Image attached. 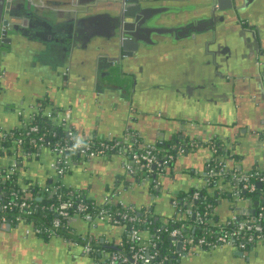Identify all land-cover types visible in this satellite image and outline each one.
Here are the masks:
<instances>
[{
	"label": "crops",
	"instance_id": "0c3cea01",
	"mask_svg": "<svg viewBox=\"0 0 264 264\" xmlns=\"http://www.w3.org/2000/svg\"><path fill=\"white\" fill-rule=\"evenodd\" d=\"M72 1L28 0V8L33 16L42 19L55 31L59 32L61 28L57 30L56 27L66 24L70 27V32L74 33L75 17L78 12H84V3L90 4V0H80L83 4L79 6L77 5L78 0H74V5ZM153 1L157 2L153 6L165 5L184 9L183 13L176 18L182 24L179 29L173 27L171 32L167 33L169 27L166 26L164 32L169 37H174L177 34L185 36L190 33L189 27L199 34L208 32L205 16L211 14V9L205 7V0ZM162 1L167 3L161 4ZM237 10L242 18L238 25L241 23L250 25L255 33V39H253L255 45L264 48V0H237ZM215 14L216 21L213 22V32L209 35L213 45L209 51L201 48L199 39L196 42L182 38L184 41L179 44L170 40L166 45L153 46L168 51L161 53L157 50L151 54L153 58L149 59L151 66L148 73L152 93L156 92L158 95L164 94L165 96H174L179 93L199 95L198 92L201 93L202 69L205 63L203 58L207 54L210 56L213 67L218 65L223 72L225 71L224 73L236 77L237 81L245 82L243 86L236 85L235 93H240L244 97L249 96L248 80L243 78L248 75L245 64L251 42L249 43L245 36L236 31L237 28L234 25L223 22L219 17L220 13L216 12ZM167 15V21H175L176 14L167 11ZM87 24L88 21L85 22L82 31L89 29ZM199 37L201 38V35ZM175 49L180 50L175 51ZM175 53L177 54L173 55ZM67 57L68 54H62L58 60L61 62L64 59L67 63ZM83 61H85V57L78 56L77 62L80 64V68H78L81 76ZM158 73L165 82L169 81L172 85L164 88L159 86L156 81L159 79ZM54 85L50 79L49 83L44 82V79H40L39 76L18 78L13 74V71L9 72L5 69L4 77L0 79V127L17 128L21 118L16 113L33 104L35 100H39L40 97L46 96L50 99L53 107L62 110L70 109V123L81 138L92 136L101 139L108 134L121 136V134H117L123 133L126 128L135 131L144 144L168 141L177 132L181 134L178 137L180 142L182 139L197 137L196 142L198 143L196 144L198 145L176 157L172 166L166 168L165 176L161 179L160 191L157 195L155 192L153 196L148 192L146 186L132 182L125 173H120V170H123V157L121 156L78 160L65 177V182L74 188L83 190L94 200H101L102 196L114 185L123 183L121 198L124 202L133 204L139 211L143 207L153 206V212L160 219L169 218L172 215L169 205L170 196L191 192L195 189L199 190L206 186V171L212 154L204 143H207L212 137H217L223 142L228 156H236L235 160H232L236 170L247 172L264 165V139L262 138V134H264V105L255 104L254 106L246 100L240 105L236 117L227 118L226 116L181 114L173 105L164 104L160 115L154 111L155 109H149V107L138 112H130L133 115H130L128 122L120 127L118 122H116L118 125L115 124L117 120L112 118L113 115L108 116L103 113V105L100 107L101 103L95 99L97 92L68 90L67 88L60 92L61 88ZM161 91L165 93H161ZM189 91L192 93H188ZM108 100H110L109 97ZM97 101L98 105H96ZM7 103L9 111L6 110ZM49 160L50 157L47 155L39 159L23 160L25 169H22L21 165L19 166V176L21 179H30L32 183L38 185L44 184L46 175L49 174ZM219 182L217 187L209 190L211 194L217 196V203L210 212L213 223L222 224L233 214L242 218L246 217L247 213H241V207L239 210L230 209L226 200L232 190L228 183H221L220 180ZM246 206L244 207L248 208ZM71 225L75 236L84 233V224L80 221L73 222ZM23 228L22 225H19L11 226L10 230H0V264H66L65 261L59 262L47 258L46 253L41 250L47 244L60 247L59 240L45 241L37 236L26 237L23 235ZM243 253V256L239 257L231 248L211 251L195 250L193 254L180 259L177 264H264L263 243L256 244ZM85 264H90L89 260L86 259Z\"/></svg>",
	"mask_w": 264,
	"mask_h": 264
},
{
	"label": "built area",
	"instance_id": "2783aa9c",
	"mask_svg": "<svg viewBox=\"0 0 264 264\" xmlns=\"http://www.w3.org/2000/svg\"><path fill=\"white\" fill-rule=\"evenodd\" d=\"M39 100L44 102L45 97ZM43 112L42 116H38V109L30 104L16 113L21 118L17 128L0 127V151L8 152L5 162L0 163V225H22L26 237L37 236L46 238L45 241L57 239L72 250H80L90 264H173V261L178 263L195 250L234 247L245 252L256 244H264V191L257 189V184L264 183V165L241 172L231 168L232 160L224 162L219 159L215 165L209 163L206 171V185L210 180L228 179L237 186V190L231 193L233 198L244 200L241 192L260 194L257 198H261L260 203L254 211L255 222L251 221L249 214L240 220L239 216L233 214L224 223L215 225L211 214L208 220L205 218L211 209L210 204H205L204 213L187 208V205L197 202L203 205L198 190L191 194L185 193L180 198L177 195L170 196L172 215L162 220L172 226L177 220L181 224L172 229L163 228L171 247L164 254L161 251L162 230L151 226L150 220L153 215L159 217L148 209L139 211L133 204L124 202L121 198L123 183L114 185L101 200H94L83 190L66 184L65 177L78 160L121 156L125 175L132 182L146 186L147 190L151 185L154 192L150 194L153 196L156 192L157 195L166 168L176 157L185 153L184 146H172L163 159L157 155L162 141L143 144L139 150H135L138 134L129 128L121 136L108 134L101 139L91 136L81 138L70 123V109L52 107ZM16 152H19L18 155ZM210 152L213 156L216 150L211 148ZM45 155L50 160L49 174L44 184L31 183V187L19 183L17 189L12 185L5 190L1 182L10 180L11 174L18 173L23 160L39 159ZM36 186L38 190H35ZM44 200H47V204L39 209L50 215H43L44 223L35 226L29 219L37 210L34 201ZM245 200L246 205L255 201L249 198ZM182 204L188 210L187 215L181 209ZM190 220L205 230L201 236L195 237L193 230L191 233L185 230ZM76 221L84 224V233L75 236L71 224ZM60 228L69 235L60 234ZM124 238L128 240L126 243ZM108 244L115 246L116 250H111Z\"/></svg>",
	"mask_w": 264,
	"mask_h": 264
},
{
	"label": "water",
	"instance_id": "95a60500",
	"mask_svg": "<svg viewBox=\"0 0 264 264\" xmlns=\"http://www.w3.org/2000/svg\"><path fill=\"white\" fill-rule=\"evenodd\" d=\"M110 2H112V0H104V3H100L96 0H90V4L84 3V12L77 13L74 20L75 28L74 33H72V43L63 45L62 48H60V52L58 50V52L61 54H68L67 70L65 71V74L62 75V83L64 84L63 87L67 88L68 90H85L95 93V71L98 60L107 58L106 60L108 63L120 65L124 75L133 77L131 104H129L131 107V112H138L149 107V109H155L154 111L160 115L164 104H171L176 110H179L178 113L181 114L187 113L190 115L201 114L208 116H226L227 118H230L231 116L236 117V113L239 111L240 105L246 100L250 104H254V106L255 104L264 105V48L260 47L259 45H255L253 40L255 39V33L251 29L250 25L243 23L238 25V22L241 21L242 18L240 17V13L237 10V0H205V7L211 9V14L205 16L206 23L208 24V32H202V34H199L193 30L192 27H189V34L185 36H180L177 34L174 35V37H169V35L166 34L170 33L173 27H176V29L181 27V22H179V20L176 18L183 13V8H177L174 6H148V4L143 2L141 3L139 0H123L122 6L118 8L117 11H114L110 8ZM72 3L74 5V0ZM77 3L78 6L83 4L80 0H78ZM107 4L109 7L106 6ZM100 5L103 7L99 9ZM105 6L107 8H104ZM130 6L133 12L131 11ZM17 8L18 5L15 6L11 2H6V0H0V72H3L4 74L8 65L7 57L10 56L11 58H14L13 54L18 56L17 48L20 47V44H18L20 43V40L14 33L10 40H4L3 37L12 32V24H15V26L17 25V27L24 26L27 28L26 26L28 20L25 19L22 24L18 18L20 14L17 12ZM149 9H157L156 14H150ZM100 10L102 13H109V16L116 14L117 27L114 28V31L119 38L116 47L112 43V39L114 37V34L112 35V28L110 29V35L108 37H101V41L97 40V37H99L100 33L98 32L99 30H97L98 24L96 23L101 18L100 16L102 13ZM167 11H170L171 14H176L174 22H172V20L167 21ZM216 12L221 14L219 17L223 22L234 25L237 28L236 31H239L243 36H245L249 43L251 42L250 48L248 50V59L247 62L245 61V70H247L248 75L243 78L248 80L247 86L249 96L244 97L240 95V93H235L234 90L236 85L243 86L245 85V82L243 80L237 81L236 77L224 73L225 71L223 72L222 68L218 65L217 67H213L210 56H207V54L203 58L205 63L203 61L204 68L202 69L201 93L199 91V95L195 94L193 96L191 94L186 95L179 93L178 95L175 94L176 96H165L164 94L158 95L156 92L152 93V85H150L148 72L151 66L149 59H152L153 57L150 55V53L145 54L144 52L145 49L152 47L145 46L143 48L139 46V42L142 41L144 36L151 35L155 30L157 32L154 34H159V39H162L161 41L169 42L171 40L172 42L179 44L184 40L197 42L199 39L201 40V48L205 51H209L210 47L213 45L209 35L213 32V22L216 21ZM86 21H88L86 26H89V29L82 31L81 29L85 27ZM166 26L169 27V31L167 33H163L164 31L158 33ZM200 35L201 38L199 37ZM82 36L83 38H81ZM182 38L185 39L183 40ZM12 39H16L14 44H11ZM164 44H167V42H164ZM8 45L9 48L7 47ZM26 46L33 47L32 43L25 44L24 47L27 48ZM37 47L38 46L35 45L34 48ZM114 48L118 53L117 58L110 57V51ZM153 48L155 49L156 47ZM178 50L180 49H175V51ZM176 54L177 53L173 55ZM78 56L85 57V61L82 63L84 65V70L88 68L89 77L80 76V64L77 62ZM160 74L158 73L159 79L156 80L158 81L157 84H159V86L164 88L166 86L172 85L169 81L165 82ZM85 84L86 86H83ZM162 92L163 91H161V93ZM192 92L189 91L188 93ZM96 105H98V103H96ZM8 106L9 105L7 103V111L10 110ZM133 106L135 107L132 108ZM158 138L161 140L160 137ZM193 139L197 140V137ZM152 169H154V167ZM258 187H260V184H258ZM245 194V192H242V196H245ZM260 199L261 198L250 204L248 203L246 206L248 208L244 207L247 204L245 198L244 200H240L238 198H233L231 194L227 195L226 202L229 203V206L231 207L230 209L232 210H239L241 207V213L246 212L251 216V221L255 222L254 211L255 207L259 205ZM238 220H240L239 217ZM3 229L10 230L11 225L9 223L1 224L0 230ZM178 249H180V244H178ZM231 249L234 250L235 254L239 257H242L244 254L242 251L236 250L234 247H231ZM67 250L69 254H72V249L70 247H68ZM73 251V253H75L76 249Z\"/></svg>",
	"mask_w": 264,
	"mask_h": 264
},
{
	"label": "flooded vegetation",
	"instance_id": "af4514ba",
	"mask_svg": "<svg viewBox=\"0 0 264 264\" xmlns=\"http://www.w3.org/2000/svg\"><path fill=\"white\" fill-rule=\"evenodd\" d=\"M96 1H99L100 3L101 2L104 3V0H96ZM139 1L141 3L143 2L148 4V6H153L154 3H157L154 2L153 0H139ZM6 2H11L15 6L18 5V8L16 10L20 14L18 18L22 22V24L25 19L28 20L26 26L27 28L22 26V24H21L22 27H17V25L15 26V24H12L13 26L12 29L15 31L12 30V32H10L7 36L3 37L4 40H10V38H12L11 36L14 33L16 37L20 40V43H18L20 44V47L17 48L18 56H15V54H13L14 58H11L10 56L7 57L8 65L6 70L9 72L13 71V74H15V76H17L18 78L19 77L22 78L23 76L25 78L26 77L36 78L39 76L40 79H44V82L47 81L48 83L50 79V82L54 83L55 84L54 86H58V88H61L60 92H63L65 87H63L64 84L62 83V75H64L65 71L67 70V63L64 59H63L64 62L63 61L59 62L58 59L59 56L62 55L61 53H59L60 48H62L63 45L71 44L73 41L72 38L73 34L70 32V27L66 24H63L60 27H56L57 30L61 28L59 32L55 31L53 27L47 25L42 19H39L32 15L31 10H29L28 8L29 5L28 0H6ZM160 3L163 4L167 2L162 1ZM122 4H123V0H112V2H110L109 5L111 9L117 11L118 8L122 6ZM109 5L107 4L106 6L109 7ZM106 6L104 8H107ZM159 6H165V5H159ZM101 7L103 6L100 5L99 9ZM130 9L133 12L131 6ZM149 10H150V14L152 15L156 14L157 9L154 10L149 9ZM28 14L30 15V17ZM100 17H101L100 20L96 23L98 24L97 30H99L98 32L100 33L99 37H97V40L101 41V37L103 38H106V36L108 37L110 35V29L112 28L113 29L112 35L114 34V37L112 36L113 37L112 43L116 47L119 39L118 35L115 34L114 31V28L117 27L116 14L109 16V13H102ZM165 30L166 27H164V29L160 30V32L158 33H161V31L163 32ZM156 32L157 31L154 30L151 35L144 36L142 41L139 42V46L143 48L145 46L152 47L145 49L144 50L145 54L150 53L151 55L152 53L154 54L157 50L158 52L160 51L161 53L168 51L167 49H163V48H159V49L153 48V46L156 45L163 46L164 42L169 43L168 41H161L162 39H156V38H160L159 34L157 35L154 34ZM81 38H83V36ZM15 40L12 39L11 44H14ZM30 43H32L33 47H27V46H26L27 48L24 47L25 44H30ZM35 45H37L38 47L34 48ZM7 47L9 48V45ZM110 57L113 58L118 57V53L115 48L110 51ZM106 59L107 58L99 59L96 66L95 92H97L98 94L97 97H95V99L96 100L98 99L100 103H102L104 100L105 101L108 100V97L110 99H117L118 102H120L124 106L127 105L129 109H131L129 104H131L132 77L128 75H124L122 73L121 70L122 67L120 65H117L115 63H108ZM81 70H82L81 72L83 73L82 76L89 77L88 68L84 70V66H83ZM2 73L3 72H0V79L4 77V73L3 74ZM86 84L83 86H86ZM44 97H45V101L50 100L48 97L46 96ZM36 101L37 100H35L34 102ZM134 107L135 106H133L132 108ZM134 115L136 116V113ZM180 135L181 134L177 132L173 134L169 138V140H171L172 138L178 139ZM186 140L187 139H182L181 145L185 146ZM178 142L180 141L177 140V143ZM196 145H191V146L189 145V146L191 148H194V146ZM59 243H60V248L63 249L67 257L69 259L72 257V259H70L71 263L66 262V264H85L87 257L84 256L80 252V250H76L75 253H73L74 251L72 250V254H69L67 250L68 247L61 241Z\"/></svg>",
	"mask_w": 264,
	"mask_h": 264
},
{
	"label": "trees",
	"instance_id": "16d2710c",
	"mask_svg": "<svg viewBox=\"0 0 264 264\" xmlns=\"http://www.w3.org/2000/svg\"><path fill=\"white\" fill-rule=\"evenodd\" d=\"M50 102H51L50 100H47V101H44V102H42L41 100H37L36 102L33 103L35 105V107L38 109V113H37L38 116H42V114L44 113L43 111L53 107L52 103H50ZM39 118H41V117H39ZM39 118H37V119H39ZM93 138H95V137H93ZM137 139H138V141L135 144V150H139L142 147V145L144 144L142 142V139L139 136H138ZM177 140L178 139H176V138H172L171 140H168V141H165V140L162 141V144L159 145V149L157 151V155L159 157L165 159L164 158L165 157L164 154L168 153V151H170V148L172 146H176L177 147V146H180L182 144V142H178L177 143ZM196 141L197 140H195V139H187L186 140V145L184 146V148L186 150L185 153L190 150V148H191L190 146L191 145H194V144L198 143ZM204 145L207 146L209 149L214 148L216 150L215 155H213L211 160H210V164L211 165L217 164L219 162V159H222L224 162L225 161L228 162L229 159L230 160H235V158H236V156H228V152H225V149L223 147V142L217 137H212L210 139V141L205 143ZM171 152L174 153L173 151H171ZM18 153L19 152H16L17 155H18ZM7 156H8V152L7 153H2L0 151V163L3 162L7 158ZM19 160H21V159H19ZM173 162L174 161L170 162L168 167L172 166ZM24 164H25V162L21 163V168L22 169H25L24 168ZM231 168L232 169H236L235 166L233 165V163H231ZM10 176H11L10 180H8L6 182H1V184L4 186L5 190H8L9 188H11L12 185L17 189L19 187V185H20L19 183H21L23 185H26V186L27 185L31 186V183H32L31 180L30 179H21V177L19 176V173H14V174H11ZM220 181H221V183H228L229 184V187L232 190L231 193L234 192L235 190H237V188H238L232 182H230L228 179H223V180H220ZM218 183H220L219 180H210L208 182V184L204 188L198 190L199 194H200V197H201V201L203 203L202 206H200L199 202H197V203H193V204L187 205V208H189L190 210L197 209L201 213H204L205 204H210L211 205V209L209 210L208 214L205 215L206 220H208L212 208L217 203V196L211 194L209 192V190L214 188V187H217L219 185ZM35 188H36L35 190L39 189L37 186ZM257 189L258 190L262 189V191H264V183L260 184V187H258V184H257ZM31 190H32V188H31ZM194 191H196V189L192 190L191 192H187V194H191ZM148 192H150V193L154 192V190H152V188H151V185L148 187ZM184 194L185 193H178L177 196H178V198H180ZM240 195L242 196V192L240 193ZM259 195H260L259 193H255V194L246 193L245 196H243V197L252 199L254 201V200H257ZM34 203L37 204V210H36L37 212L35 211L32 214V216L29 217V219H31L33 221V224L36 226V225H39L41 223H44L43 215L49 216L50 214L47 213V212H42L39 209L40 206L47 204V200H44V201H41V202L34 201ZM147 209L149 211L153 212V206H151L150 208L143 207L141 209V211H146ZM181 209L184 210L185 214L187 215L188 210L184 208V204L181 205ZM240 219H243V218L240 217ZM150 220L152 221V225L151 226H154V227L162 230V234H160V237H161L160 238L161 239V251L164 254L168 253L171 250V247H170L169 240H168L169 238H168L167 234H165L163 232V228L172 229L174 227L180 226L181 221L177 220L175 225L172 226L171 224L165 223L162 219L157 218L155 215L151 216ZM263 224H264V220H263ZM193 225H195V224H192V221L190 220V222L186 223L184 228H185V230H188L190 233L193 230V234L195 235V237L201 236L205 230L204 229L202 230V227H198L197 225L193 226ZM215 225H218V224H215ZM210 228L216 230L215 228H212V227H210ZM150 229L152 231V227ZM59 232H60V234L65 235V236L69 235V234H66L67 231L65 229H62V228H60ZM70 237H71V235H70ZM43 240H46V238H43ZM112 241L113 242H111V243L113 244L114 240H112ZM123 241H124V243H126V241H128V240H126V238H124ZM112 244H108L109 248L111 250H116V247L113 246ZM173 264H177V262L173 261Z\"/></svg>",
	"mask_w": 264,
	"mask_h": 264
},
{
	"label": "rangeland",
	"instance_id": "374dc122",
	"mask_svg": "<svg viewBox=\"0 0 264 264\" xmlns=\"http://www.w3.org/2000/svg\"><path fill=\"white\" fill-rule=\"evenodd\" d=\"M98 104H99V102H98ZM102 105L104 108L103 113L107 114L108 116L113 115L112 118H115L117 120V121H115V124H116V122H118L120 127L122 125L124 126L128 122L130 115H133L130 113L131 109H128L127 106H124L123 104L118 102L117 99H110V100H106V101L104 100L101 103V105H99V106L101 107ZM114 107H116L115 110H113ZM118 124H116V125H118ZM120 134L122 135L123 133L120 132L117 135H120ZM120 173H124V170H120ZM41 250L43 253H46L47 258L57 260L59 262L65 261L67 263H71L70 259H72V257L69 259L67 257V255L65 254V252L63 251V249H61L57 245L47 244Z\"/></svg>",
	"mask_w": 264,
	"mask_h": 264
}]
</instances>
